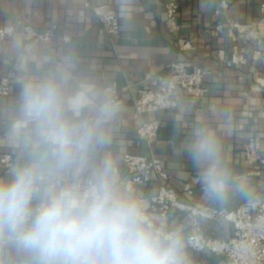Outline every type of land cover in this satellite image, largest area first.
<instances>
[{
    "label": "crops",
    "instance_id": "obj_1",
    "mask_svg": "<svg viewBox=\"0 0 264 264\" xmlns=\"http://www.w3.org/2000/svg\"><path fill=\"white\" fill-rule=\"evenodd\" d=\"M169 1L0 0V29H12V34L0 41V79L12 85L7 96L0 95V156L7 153L14 159L12 170L0 167V182L13 179L20 168L42 160L51 163V148L41 143L36 125L24 114L21 103L25 83L50 80L58 87L62 116L69 126L100 121L98 130L106 137L103 144L89 146L83 167L78 170L73 164L53 177L58 190H71L90 180L93 171L110 160L118 192L149 213L159 182L153 176L147 184L128 188L123 158L155 155L170 175L168 185L183 202L231 212L250 200L264 198V166L261 176H249L256 168L244 159L250 139L255 140L264 159V43L259 47L260 57L253 60V44L240 40L238 54L247 57V64L227 65L232 56L229 28L234 22L249 25L258 21L264 0H176L180 23L176 32H171L166 22ZM104 5L115 10L120 21V32L113 38L90 9ZM218 24L222 32L215 30ZM53 27L52 39L43 41L41 34ZM175 63L209 70L207 94L192 99L181 93L174 111L137 114L133 99L146 88L148 78L166 76ZM109 85L118 91L114 103L103 92ZM105 107L112 110L110 117H102ZM150 123L159 127L152 142L137 134L141 125ZM196 128L215 133L224 163L247 182L250 200L235 197L219 204L204 198L199 170L187 150ZM186 187L191 188V194ZM155 225L181 235L188 264L224 263L222 257L188 249L187 239L193 230L187 214L171 212ZM202 227L207 238L228 240L233 236L234 228L225 220L203 222ZM0 264L41 261L0 234Z\"/></svg>",
    "mask_w": 264,
    "mask_h": 264
},
{
    "label": "clouds",
    "instance_id": "obj_2",
    "mask_svg": "<svg viewBox=\"0 0 264 264\" xmlns=\"http://www.w3.org/2000/svg\"><path fill=\"white\" fill-rule=\"evenodd\" d=\"M21 103L41 143L50 146L51 163L20 168L13 179L0 182V234L41 264H188L181 235L151 226L140 206L118 192L110 160L93 171L84 188L77 184L61 191L53 183L56 174L73 164L83 167L90 145L106 141L98 130L100 121L69 126L58 87L50 80L25 83ZM111 115V109H102V117ZM187 150L205 199L219 204L251 199L247 182L224 163L211 129L196 128Z\"/></svg>",
    "mask_w": 264,
    "mask_h": 264
},
{
    "label": "built area",
    "instance_id": "obj_3",
    "mask_svg": "<svg viewBox=\"0 0 264 264\" xmlns=\"http://www.w3.org/2000/svg\"><path fill=\"white\" fill-rule=\"evenodd\" d=\"M178 4L176 0H170L165 5L166 22L171 32L179 29ZM226 7V5H225ZM97 22L102 25L109 37L118 36L120 24L118 14L110 6L90 7ZM261 17L251 24L234 22L227 32L232 42V56L228 66H244L248 59L238 54L239 41L248 40L253 44L252 59L260 57L259 47L264 43V3L261 5ZM55 27L41 34L43 41H50L54 35ZM222 32V25L215 27ZM24 31L29 32V28ZM12 34L11 28L0 29V41ZM223 54V52H220ZM210 76L209 70L192 67L185 63H175L169 67L166 76H152L148 78V84L133 99L134 109L137 114L154 111H174L179 105V94H185L192 99L203 98L207 94L205 79ZM11 86L7 79H0V95L7 96ZM111 96L110 103L118 99V91L114 85L106 86L103 90ZM159 127L155 123L143 124L138 130L139 137L152 142L156 139ZM244 159L248 166L255 167L249 176H261L264 159L260 155L254 139L248 140L244 147ZM129 180L127 187L147 184L151 177L159 182L157 195L152 199L149 213L143 212L147 222L155 228L160 219H165L171 212L184 213L189 216L192 235L187 239L188 249L197 253H208L223 258V264H264V198L250 200L237 209L228 212L216 210L199 203H186L180 198L179 193L168 185L170 175L163 167L161 160L152 155L150 158L126 155L123 158ZM0 167L12 170L14 159L10 154L0 156ZM89 180L78 183L84 188ZM77 185V184H76ZM187 194H191L189 187L185 188ZM225 220L233 226V236L228 240L207 238L202 230V223L207 221ZM4 244V242H3Z\"/></svg>",
    "mask_w": 264,
    "mask_h": 264
}]
</instances>
